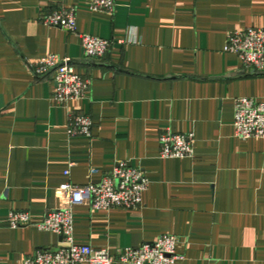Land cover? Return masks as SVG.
<instances>
[{"label": "crops", "instance_id": "obj_1", "mask_svg": "<svg viewBox=\"0 0 264 264\" xmlns=\"http://www.w3.org/2000/svg\"><path fill=\"white\" fill-rule=\"evenodd\" d=\"M89 1L0 0V264L58 248L35 225L65 206L59 187L97 184L122 162L149 181L141 207L75 206V243L117 254L171 235L175 264H264V140L233 130L235 99L264 102V73L224 52L228 34L264 29V0H115L112 14ZM69 7L78 33L111 42L105 56L42 23ZM47 55L89 80L82 99L53 103L54 74L30 67ZM76 114L92 120L90 138L68 135ZM166 130L193 134L192 158H160ZM11 212L34 226L11 229Z\"/></svg>", "mask_w": 264, "mask_h": 264}, {"label": "built area", "instance_id": "obj_2", "mask_svg": "<svg viewBox=\"0 0 264 264\" xmlns=\"http://www.w3.org/2000/svg\"><path fill=\"white\" fill-rule=\"evenodd\" d=\"M115 0H90L93 12L112 14ZM73 7L57 8L42 16L46 26L63 30L79 39L84 57L102 58L111 42L98 37L80 34L76 30V15ZM224 52L236 55L242 65L264 73V29L247 28L230 33L226 37ZM34 76L54 74L55 93L53 103L66 106L83 98L88 91L89 80L80 75L69 58L47 55L31 66ZM93 122L82 114L70 115L67 125L69 136L91 137ZM234 136L241 140H264V102L252 98H237L233 107ZM193 134H175L169 130L159 136L162 159H185L193 157ZM71 165V164H69ZM95 173V170H91ZM69 170L64 171V176ZM149 181L144 171L119 163L97 184L83 186L69 182L59 187L65 206L47 212L43 221L35 225L39 231L50 232L61 238L56 249L39 250L26 257L22 264H175L180 259L176 252L179 239L171 235L158 237L154 242L138 248H125L117 254L107 249H96L75 243L73 236V208L88 205L91 210L107 211L112 208L137 210L142 204V195ZM11 229L34 226L27 212H11L7 219Z\"/></svg>", "mask_w": 264, "mask_h": 264}]
</instances>
